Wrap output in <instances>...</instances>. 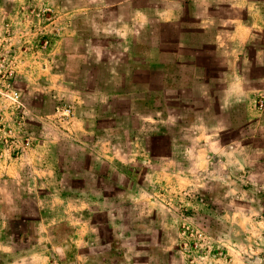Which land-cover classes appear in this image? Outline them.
<instances>
[{"label":"rangeland","instance_id":"1","mask_svg":"<svg viewBox=\"0 0 264 264\" xmlns=\"http://www.w3.org/2000/svg\"><path fill=\"white\" fill-rule=\"evenodd\" d=\"M192 6L191 30L210 23L203 19L211 13L221 31L217 41L214 30L204 34L212 55L201 56L221 77L189 78L195 50L168 45L159 48L161 64L107 80L120 84L124 101L113 99L98 117L100 137L115 140L98 158L91 144L65 134L55 97L30 72L57 14L42 0H0V153L28 156L19 174L0 177V243L9 244L8 251L0 244V264H264V0ZM94 19L106 28L105 16ZM106 51H95L96 70L123 71L104 63ZM235 71L243 79L226 78ZM127 82L138 103L124 92ZM134 110L150 117L142 131L129 127ZM15 215L38 219L36 235L18 226L28 240H13Z\"/></svg>","mask_w":264,"mask_h":264},{"label":"crops","instance_id":"2","mask_svg":"<svg viewBox=\"0 0 264 264\" xmlns=\"http://www.w3.org/2000/svg\"><path fill=\"white\" fill-rule=\"evenodd\" d=\"M193 3L194 0H89L65 6L63 0H42V4L50 6L58 18L56 26L49 30L50 43L37 50L36 64L30 72L35 81L43 82L45 95L55 97L57 101L55 115L64 121L67 128L65 134L68 137L84 144H91L96 155L98 154V158L102 155L109 156L102 146H115V140L110 135L100 137L98 117L102 112L109 111L113 99L124 101V98H117L120 96L117 93L120 84H113L107 80H130L138 77L137 64L139 66L141 64L151 66L161 64L160 47L169 45L181 49L183 46H188L195 50L191 52L193 60L189 62V66L193 72L189 78L221 77L212 73L218 71L213 70L215 68L212 67V61L201 59L206 54L212 55V52L203 50V47L211 44L203 42L204 34L214 30L215 41H217L221 39V31L214 23V19L210 18L211 13L207 12H204L208 14L207 19L203 20L209 21L211 24H205L196 31L191 30V25H194L191 22H195L198 15L197 8L192 6ZM17 9L13 10V16H18ZM199 10L204 9L199 8ZM204 13L200 12V15L204 16ZM95 16L107 18L105 29H101L99 25L95 24ZM89 20H92L91 24ZM203 20L201 19V21ZM12 26L14 27V24ZM36 31V35L39 34V30ZM100 31L107 33L101 35ZM193 35L196 36L192 37ZM151 38L152 40H150ZM153 39H157V43ZM36 41L38 42L39 39ZM217 43L215 45H224L223 42ZM148 47L152 48V51L146 55L144 50ZM100 48L107 50L104 63L114 67L116 65L124 66L123 71L100 69V66L96 70L94 65L102 58L97 57L95 51ZM232 54L234 55V51ZM239 60L240 58H235L236 65ZM171 61L182 62L180 60ZM204 63L209 66H200ZM77 69L79 74L72 75L71 72ZM161 77L163 78V75ZM179 77H186V75ZM150 78L152 77L150 76ZM226 78L243 79V74L235 71ZM129 84L130 82H127L123 86L125 89L122 87L128 94L131 92ZM68 96L73 97L75 103L67 104L65 99ZM95 98L98 103L92 105ZM137 100L135 99L136 103ZM136 103H133L132 110L138 105ZM66 109L69 110L68 113H66ZM116 115L117 113L113 114L114 117ZM129 119H133L129 120L130 129L139 131H142L146 127L147 121H150L147 114L141 111L135 112V110L134 112L130 111ZM124 125L125 123L121 120L116 127L122 128ZM25 149L28 155L30 147L26 146ZM27 161L28 156L13 157L9 153L1 152L0 177L19 174L20 169L27 164ZM0 244L1 249L8 251V243L3 241Z\"/></svg>","mask_w":264,"mask_h":264},{"label":"trees","instance_id":"3","mask_svg":"<svg viewBox=\"0 0 264 264\" xmlns=\"http://www.w3.org/2000/svg\"><path fill=\"white\" fill-rule=\"evenodd\" d=\"M165 79H167V78L165 77L164 80ZM130 90H131V93H132V94H130V96H131V100L130 101L131 102H133V101L135 102V100H133V91H132L131 88H130ZM139 100L141 101L142 98H139L137 100V103L139 102ZM8 220L14 225V227H15V233L18 234V235L17 234L14 235V236L12 235L13 232L11 231V229H12L13 226L10 224L9 235L11 236V238L13 240H23V241H27L28 240V238H27L28 235H25V237H22V235L20 233H18L20 231V230H18V226L19 227L28 226V227H30L29 228L30 229V233L36 235V233H35L36 232V230H35V227L36 226L35 225H36L38 219H34V218L24 219L23 216H21V215H18V216L15 215V216H10V218H8ZM35 235H33L32 238L35 239L36 238Z\"/></svg>","mask_w":264,"mask_h":264},{"label":"built area","instance_id":"4","mask_svg":"<svg viewBox=\"0 0 264 264\" xmlns=\"http://www.w3.org/2000/svg\"><path fill=\"white\" fill-rule=\"evenodd\" d=\"M5 95H7L8 97H11L12 99L18 98V92L17 91L5 92ZM68 112H69V110L66 109V113H68Z\"/></svg>","mask_w":264,"mask_h":264}]
</instances>
